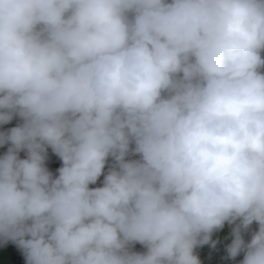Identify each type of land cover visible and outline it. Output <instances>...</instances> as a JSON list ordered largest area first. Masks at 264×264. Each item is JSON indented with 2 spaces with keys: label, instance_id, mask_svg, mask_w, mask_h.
Segmentation results:
<instances>
[{
  "label": "clouds",
  "instance_id": "9594fccd",
  "mask_svg": "<svg viewBox=\"0 0 264 264\" xmlns=\"http://www.w3.org/2000/svg\"><path fill=\"white\" fill-rule=\"evenodd\" d=\"M0 264H264V0H0Z\"/></svg>",
  "mask_w": 264,
  "mask_h": 264
},
{
  "label": "trees",
  "instance_id": "16d2710c",
  "mask_svg": "<svg viewBox=\"0 0 264 264\" xmlns=\"http://www.w3.org/2000/svg\"><path fill=\"white\" fill-rule=\"evenodd\" d=\"M16 249L12 245H3L0 246V260L6 259L7 261L11 260L12 254H14ZM18 264H25V259H22Z\"/></svg>",
  "mask_w": 264,
  "mask_h": 264
}]
</instances>
